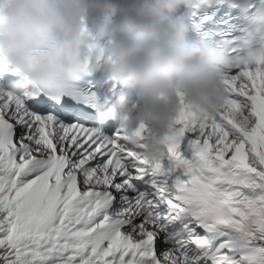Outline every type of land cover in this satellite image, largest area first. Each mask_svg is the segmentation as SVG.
Instances as JSON below:
<instances>
[{"label": "snow or ice", "instance_id": "1", "mask_svg": "<svg viewBox=\"0 0 264 264\" xmlns=\"http://www.w3.org/2000/svg\"><path fill=\"white\" fill-rule=\"evenodd\" d=\"M223 88L150 161L94 92L0 86V264H264V63Z\"/></svg>", "mask_w": 264, "mask_h": 264}, {"label": "clouds", "instance_id": "2", "mask_svg": "<svg viewBox=\"0 0 264 264\" xmlns=\"http://www.w3.org/2000/svg\"><path fill=\"white\" fill-rule=\"evenodd\" d=\"M196 0H0V69L13 95L37 90L49 73L77 78L82 54L106 65L125 95L109 104L125 135L147 130L144 156L162 158L182 108L213 114L222 106L230 65L215 49L186 39L174 14ZM95 15L97 22L90 20ZM48 53L47 59H41Z\"/></svg>", "mask_w": 264, "mask_h": 264}]
</instances>
